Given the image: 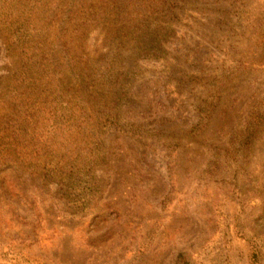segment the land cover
Returning a JSON list of instances; mask_svg holds the SVG:
<instances>
[{
  "label": "rangeland",
  "instance_id": "rangeland-1",
  "mask_svg": "<svg viewBox=\"0 0 264 264\" xmlns=\"http://www.w3.org/2000/svg\"><path fill=\"white\" fill-rule=\"evenodd\" d=\"M39 2L33 51L0 33V264H264V0Z\"/></svg>",
  "mask_w": 264,
  "mask_h": 264
},
{
  "label": "trees",
  "instance_id": "trees-1",
  "mask_svg": "<svg viewBox=\"0 0 264 264\" xmlns=\"http://www.w3.org/2000/svg\"><path fill=\"white\" fill-rule=\"evenodd\" d=\"M27 1V0H0V33L1 35L4 34V39L8 41V50L11 51H20L23 54H28L31 51H33V46L31 45V42L28 40L30 36H32L33 28L30 27V25H33V23L28 22V20H25L24 27L23 26H16L14 27H7V24L11 22L12 18L16 13H20L21 9L25 6L22 2ZM42 2H39L40 4L47 3L48 0H39ZM12 3V2H17L18 5L20 6L19 10H16L15 12H10L9 13V5H5L4 3ZM9 13V14H8ZM50 19H52V16H49ZM49 25H51V21L49 24H46L42 27L37 26L35 27L36 30H39L40 33L44 31L49 30ZM39 43V42H38ZM40 51V48L37 49ZM92 154H94V150H90ZM92 155H90L91 157ZM92 164V159H88V171H89V166ZM87 171V172H88ZM56 173H60V170L58 169ZM62 175V173H60ZM82 175V174H81ZM87 186H89V190L92 189V184L88 183ZM88 190V191H89Z\"/></svg>",
  "mask_w": 264,
  "mask_h": 264
}]
</instances>
